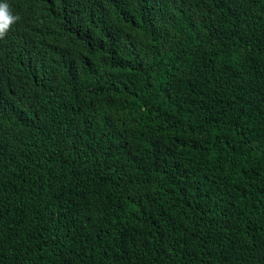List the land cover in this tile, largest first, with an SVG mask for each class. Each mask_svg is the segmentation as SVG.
Masks as SVG:
<instances>
[{"label":"trees","instance_id":"trees-1","mask_svg":"<svg viewBox=\"0 0 264 264\" xmlns=\"http://www.w3.org/2000/svg\"><path fill=\"white\" fill-rule=\"evenodd\" d=\"M0 3V264H264V0Z\"/></svg>","mask_w":264,"mask_h":264},{"label":"clouds","instance_id":"clouds-1","mask_svg":"<svg viewBox=\"0 0 264 264\" xmlns=\"http://www.w3.org/2000/svg\"><path fill=\"white\" fill-rule=\"evenodd\" d=\"M19 19L20 17L18 15L12 13L9 4L0 3V39L6 35L11 26Z\"/></svg>","mask_w":264,"mask_h":264}]
</instances>
